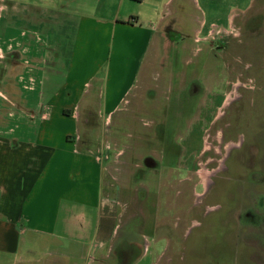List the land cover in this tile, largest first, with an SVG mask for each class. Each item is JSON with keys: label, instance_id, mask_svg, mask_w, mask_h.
Here are the masks:
<instances>
[{"label": "rangeland", "instance_id": "374dc122", "mask_svg": "<svg viewBox=\"0 0 264 264\" xmlns=\"http://www.w3.org/2000/svg\"><path fill=\"white\" fill-rule=\"evenodd\" d=\"M160 15L136 86L110 122L94 118L120 213L92 262L264 264V0H172ZM10 55L0 97L18 73Z\"/></svg>", "mask_w": 264, "mask_h": 264}, {"label": "crops", "instance_id": "0c3cea01", "mask_svg": "<svg viewBox=\"0 0 264 264\" xmlns=\"http://www.w3.org/2000/svg\"><path fill=\"white\" fill-rule=\"evenodd\" d=\"M1 1L18 73L0 97V264H93L120 213L94 118L110 122L136 86L172 0Z\"/></svg>", "mask_w": 264, "mask_h": 264}, {"label": "flooded vegetation", "instance_id": "af4514ba", "mask_svg": "<svg viewBox=\"0 0 264 264\" xmlns=\"http://www.w3.org/2000/svg\"><path fill=\"white\" fill-rule=\"evenodd\" d=\"M228 101H229V99H228ZM228 104V103H227ZM227 159V158H226ZM213 183H214V181H213ZM213 183H212V185L210 186L211 187V190H213ZM231 183H229V185H230ZM211 190H209V191H211ZM219 207H221L222 208V206L220 205Z\"/></svg>", "mask_w": 264, "mask_h": 264}]
</instances>
